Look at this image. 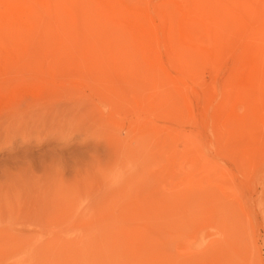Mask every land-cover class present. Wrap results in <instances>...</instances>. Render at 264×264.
Returning <instances> with one entry per match:
<instances>
[{
  "label": "rangeland",
  "instance_id": "obj_1",
  "mask_svg": "<svg viewBox=\"0 0 264 264\" xmlns=\"http://www.w3.org/2000/svg\"><path fill=\"white\" fill-rule=\"evenodd\" d=\"M0 264H264V0H0Z\"/></svg>",
  "mask_w": 264,
  "mask_h": 264
}]
</instances>
